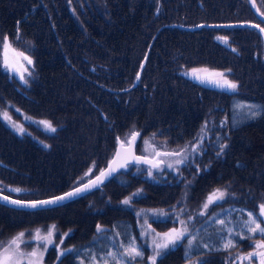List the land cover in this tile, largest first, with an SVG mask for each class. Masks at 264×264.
Here are the masks:
<instances>
[{
  "label": "trees",
  "instance_id": "trees-1",
  "mask_svg": "<svg viewBox=\"0 0 264 264\" xmlns=\"http://www.w3.org/2000/svg\"><path fill=\"white\" fill-rule=\"evenodd\" d=\"M255 18L248 0H0V35L34 41L30 68L39 76L32 92L45 97L44 102L41 95L39 102L37 96L21 98L18 104L56 128L48 134L29 124L28 135H20L0 116L4 191L25 199L62 193L103 168L117 137L126 140L134 131H139L137 150L143 154L188 146L182 165L169 169L165 160L159 169L130 164L101 187L55 207L26 210L0 202V236L22 226L54 225L58 262L48 264H150L142 220L154 230L169 229L183 217L172 207L184 205L191 210L186 215L192 217L190 236L166 252L162 264L196 258L225 264L233 250L264 239L242 226L248 212L259 213L264 194V112L254 118H247L246 109L234 112L238 103L264 106L262 36L249 25L182 26ZM202 67L231 69L228 78L238 82V89L201 84L191 70ZM32 78L23 91L0 64V86H5L0 96L11 89L31 92L25 90ZM205 121L204 143L192 153ZM221 144L227 147L218 156ZM88 168L92 171L85 176ZM217 185L228 186L232 196L202 211L201 200ZM14 188L27 191H10ZM126 198L129 204L123 203ZM260 222L264 227L263 217ZM191 236L196 240L189 247ZM132 238L144 255L127 261L120 253ZM229 241L233 246L225 249ZM63 249L74 251L61 255Z\"/></svg>",
  "mask_w": 264,
  "mask_h": 264
},
{
  "label": "snow or ice",
  "instance_id": "snow-or-ice-1",
  "mask_svg": "<svg viewBox=\"0 0 264 264\" xmlns=\"http://www.w3.org/2000/svg\"><path fill=\"white\" fill-rule=\"evenodd\" d=\"M261 15H264V13H261ZM255 27L259 28V25H255ZM261 32H264V28H260ZM17 40H19V35L16 37ZM220 39H223L227 41V37H221ZM0 49H2V52H0V59H2V63L4 67L6 68H12L14 71L16 70L13 65H11L8 61V55L9 52L15 57L19 56L24 61H26L29 65L32 64V60L29 57H26L23 55V53H18L14 49L11 48V44L8 42L7 37L3 38L2 43H0ZM235 51V49H233ZM143 67V66H141ZM26 71V69H25ZM192 76L194 79H197L200 81L201 84H210L215 87H218L223 90L235 92L238 89V82L233 81L228 78L226 73H230L231 69H227L224 72H218V71H212L209 72L208 69H192ZM203 72L204 75H200L199 73ZM31 75V73H29ZM22 80H24V83L27 84V80L24 79L23 75L20 76ZM137 80H139V73H137ZM246 109V116L247 118H254L257 114L260 112H264V106L259 105H250V104H236L234 105V112L236 111H243ZM3 117L5 119L10 120L11 118L8 116L7 112L2 113ZM40 123L44 124L46 128L51 131L55 132L56 128L52 125L50 121L44 120L40 121ZM226 123V121H221V125L223 126ZM237 123L236 119H233V126H235ZM13 127L16 128L19 132L23 133L24 128L22 125H18L13 122ZM207 131V121H205L204 125L201 127L200 132L197 134V137L194 138L196 140L195 143L191 145L192 153H199L202 144L204 143V136L203 133ZM139 136V133L133 132L131 136L128 138V144L134 145L135 139ZM155 136V134H153ZM118 144L120 147L117 149L114 159L109 162L107 169H102L99 171V175H96L94 179H89L87 183L82 184L81 187H76L70 192H66L61 196H53L50 199L45 200H35V201H22V200H11L8 196H2L0 199L7 201L13 205H19L21 207H30V208H38L43 207L47 205H55L60 204L65 199L71 198L73 196L79 195L81 192L88 191L91 188L97 187L100 183H102L103 179L107 176L111 175L112 173L116 172L118 167H127L128 163L130 162L129 159H124L123 163H118V160L121 157L120 148H123L125 145L124 140H120L119 137H117ZM143 143L145 145L151 146V140H144ZM226 144L220 145V152L217 153L219 156L224 148H226ZM156 157L160 156H176L181 157L179 159L175 160V165H182L188 160V146L185 145L184 147L180 148L178 151L174 152H165L161 153L159 151L155 152ZM131 159H134L136 163H148L151 165V168H157L159 169L165 161L162 159H157L155 161L148 160L145 157L141 156H133ZM115 165V166H114ZM167 167L169 169L173 168L174 165L172 163H168ZM151 168L148 170L149 175H152ZM179 169H177L178 171ZM92 169H89L88 173H85V176H87ZM83 180V177L80 178ZM10 191L14 192H21V191H27L25 189L20 188H14L10 189ZM138 193H135L133 195H138ZM227 194L226 189L216 188L213 190L211 194L208 195L206 198L205 203L202 205L203 209L207 210L210 204L219 202L224 199L225 195ZM131 201V198H126L123 203L129 204ZM260 211L258 214L254 215L253 212L247 213V219L242 221V226L245 228L248 232L252 234L260 233L262 236H264V227H261L260 217H264V204L259 205ZM143 211V210H142ZM163 214V210H160ZM180 212H183V209L180 210ZM204 213H201L203 215ZM139 215V213H138ZM180 213H177V217H179ZM192 217L189 216L188 220H191ZM181 227H173L168 232L164 233H155L154 229H148L145 230L142 235H148L153 234L152 236V245H153V255L150 256L148 259L151 261V264H156L157 257L162 255L165 250L169 249L170 247H174L177 243L181 242L186 236L190 235V229L188 227V221L186 220H180L179 221ZM221 225H224L225 221L219 222ZM54 229L55 226H49L48 233L46 236L40 235L39 229L35 230V239L38 241H45L46 243L43 245H38L36 249H33L31 252H24L21 250L20 245L27 244V241L23 240V237L26 235L25 232L19 233L16 237L10 239L7 242V246H5V242H0V264H21L22 261H27V264H43V253L39 251L40 247H44L46 251L47 243H52L51 237L54 235ZM224 229L222 228L221 231ZM103 228L102 226H97V232H102ZM229 233H232V229H227ZM64 235H67V233H64ZM237 237H240V233L235 234ZM251 239L252 237H247ZM196 240V236H191L188 239V245L191 247L193 245V242ZM63 241L61 240V243ZM233 245L231 244V241L224 244V248H230ZM123 252L120 253L121 256L127 257V261H135L138 257H143L144 253L140 245H138L135 242V238H132L128 241L127 245H122ZM204 248H208V244L203 245ZM255 250L253 252H250L247 254L244 259L251 261L253 257L259 258V264H264V240L256 242L254 246ZM74 249H63L61 252V255H64L68 252H72ZM107 256L113 257V259H116V254L108 252L106 253ZM239 258V257H238ZM95 257H93V260ZM105 264H107V261H105ZM196 264H206L204 261H198Z\"/></svg>",
  "mask_w": 264,
  "mask_h": 264
},
{
  "label": "rangeland",
  "instance_id": "rangeland-1",
  "mask_svg": "<svg viewBox=\"0 0 264 264\" xmlns=\"http://www.w3.org/2000/svg\"><path fill=\"white\" fill-rule=\"evenodd\" d=\"M4 1L6 2V0H4ZM259 2L261 4V6L263 7L264 5H262L261 0H259ZM4 37H7V40L11 44V48L12 49H14L18 53H23V55L26 56V57L31 58L32 64L29 65L21 57H19V56H15L14 57L11 54V52H9L8 61H9V63L11 65H13V67L16 70L14 71L12 68L4 67V65L2 63V59H0V64L2 65V67L12 77H14V78L16 77L17 78V80L19 81V83L22 86V89L20 88L21 90L25 89V87H29L30 86V77L33 76V78L31 79V87L29 89L25 90V91L30 90L31 92L24 93V92H21V91H17V90L11 89L8 94L4 93V94H2V96H0L2 98L0 100V116H1V120H2L3 124L7 125L9 128L13 129L14 131H16L20 135H28L26 133L30 132L29 128L27 127V125H29V124H34L36 127L40 128L42 131H44L45 133L49 134V133H51V131H49L44 124L40 123V121H44V120L50 121L52 123V125L55 127L54 123L51 120H49L47 118L34 117V116L26 113L21 108V106L18 104L21 101V98H28L30 100H33L37 96V102L40 101V95L41 94L39 95L37 93L32 92L33 88H35L34 82L36 81V79L39 76V74H34L33 73L34 71H32L31 68H30V66L33 65L34 61H35V56H33L31 54L32 47L34 45V41L29 39L27 41V43H25V42H22L20 40H17L15 35L12 36L9 33L5 32L2 35H0V43H2ZM0 52H2V49H0ZM25 69H26V71H25ZM200 69H208L209 72H212V71L220 72L217 69L209 68V67H202ZM29 73H31V75H29ZM191 73H192V71H191ZM199 74L200 75H204L203 72H201ZM21 75H23L24 79L27 80V84H25L24 80H22L20 78ZM134 84H135V82H134ZM0 87L2 89H4L5 86H0ZM41 97H42L43 102H44L45 97L42 96V95H41ZM4 112H7L8 116L11 118L10 120L5 119L3 117L2 113H4ZM13 122L18 124V125H22L23 128H24V132L21 133L16 128H14L13 127ZM159 152L164 153V152H162L160 150H159ZM167 152H169V151H167ZM159 159H162V160H165L166 162L174 164L175 160H176V156H160ZM216 188H221L222 190L223 189L227 190V194L225 195L224 199L232 196L228 186L217 185V186H214L213 188H211L208 191V193L205 195V198L201 200L202 205L205 203L206 198L208 197V195L211 194L213 192V190L216 189ZM91 191H89L87 193H90ZM81 196H84V194L81 195ZM81 196H79V197H81ZM74 199H76V198H74ZM69 201H71V200H68V202ZM66 202H64V203H66ZM258 203H259V205L264 204V194L260 196ZM202 205H201V207H202ZM172 208H174L177 213H180V215L183 216L182 218H180V220H186V221H188V223H191L190 220L186 219L187 213L191 211L190 209H188L184 205L180 206V207H177V205H175ZM18 209H22V208H18ZM181 209H183V212H180ZM26 210H34V209H26ZM259 210H260V208H259ZM202 211H205V209H202ZM145 215L146 214H143V216H145ZM19 216L20 215H18L16 217H19ZM263 220H264V217H263ZM49 224H51V223H49ZM141 224H143L141 226L142 227V233L146 229H149V228L152 229L151 225L148 224L147 220H142ZM173 227L179 228V227H181V225H180V223H178L177 225H175ZM173 227H170L169 229H166V230H160V231L159 230H155V233L168 232ZM37 229L41 230L40 231V235L46 236L47 233H48L49 227L45 226L44 224H41L39 226H29V227L22 226V227H18V228L14 229V230H12L10 232H6L5 235H1L0 236V242H5V246H7V242L10 239L16 237L19 233L25 232L26 235L23 237V240L27 241L28 243L27 244H23L22 243L20 245V247H21V250L24 251V252H31L33 249H36L38 247V245H43V244L46 243L45 241H38V240L35 239V230H37ZM194 233L195 232H193V235H194ZM58 234H59V232L57 230L55 231V229H54V235L51 237L52 243H47L46 251H45L44 247H40L39 248V251H41L43 253V264H48V263H50L52 261H57L58 262ZM153 235H154V233L153 234H148V235H143V238L145 239V241L147 242V244L150 247L147 250V252H148L147 253V262H149L150 264H151V261L148 258L153 255V245H152V236ZM189 236H187V237H189ZM187 237H185L184 239H186ZM261 240H264V239L257 238L255 240H252L250 242V244H248L246 246H243V247L241 246V247L235 249L234 251L230 252L229 255L226 257L225 264H259V258L258 257H253L250 262H249V260L244 259V257H246L248 253L253 252L255 250L254 246H255L256 242L261 241ZM176 245L174 247H170L169 249L165 250L162 255L157 257L156 264H162L161 262H165V258L163 256L166 254V252H169V251H171V249H174L176 247ZM53 248H55V249H53ZM49 252H52V253H50L51 254L50 256L48 255ZM196 262H198V258L192 259V260H188V261H182V263H178V264H196ZM21 264H27V261L26 260L22 261Z\"/></svg>",
  "mask_w": 264,
  "mask_h": 264
},
{
  "label": "water",
  "instance_id": "water-1",
  "mask_svg": "<svg viewBox=\"0 0 264 264\" xmlns=\"http://www.w3.org/2000/svg\"><path fill=\"white\" fill-rule=\"evenodd\" d=\"M251 8L253 9L254 13L256 14V16L259 18L260 22L258 21H236V22H222V23H199V24H195V25H182L183 27H186V28H197L199 26H202V25H206V26H236V25H250V26H253L255 27V25H259L260 27L257 28L258 31L261 33L262 35V38H263V42H264V32H261L260 31V28H264L263 25L261 24V22H264V15H261V13H264L260 7L258 6L257 4V1L256 0H248ZM147 58H148V54L146 53V55L144 56L142 62H141V65H140V68H139V78L142 74V70L144 68V65L147 61ZM143 66V67H141ZM138 82L137 80V77H136V80H135V84ZM134 132H137L139 133V131H134ZM131 136V135H130ZM129 136V137H130ZM128 137V138H129ZM138 138V137H137ZM137 138L135 139V142H134V145H129L128 144V139L124 140L125 141V145L123 148H120V152H121V157L120 159L118 160V163H123L124 159H129L130 162L128 163L129 164H132V163H136V161L134 159H131V157L133 156H141V157H145L147 158L148 160H151V161H155L158 159V157H156L155 155H145V154H141L137 151ZM120 147V145L118 144L116 146V149L112 155V157L109 159V161L107 162L106 166L104 168H101L100 170L102 169H107L108 168V165H109V162L112 161L114 159V156H115V153L117 151V149ZM140 163H143V162H140ZM145 164H148V163H145ZM127 165V166H128ZM115 166V165H114ZM126 167H118L116 172L112 173L111 175L107 176L106 178L103 179L102 183H100L97 187H94V188H91L89 189L88 191H85V192H81L79 195H76V196H73L71 198H68V199H65L64 201H62L61 203L63 202H66L68 200H72L74 198H77L83 194H86L87 192L91 191V190H94V189H97L99 187H101L105 182H107L109 179H111L116 173H118L120 170L124 169ZM96 175H99V172L96 173L95 175L89 177L88 179L84 180L83 182L71 187L70 189L66 190L65 192L63 193H60L58 195H55V196H61L63 195L64 193L66 192H70L72 191L74 188L76 187H81L82 184H85L88 182L89 179H94ZM2 196H8L10 197L11 200H22V201H35V200H45V199H50L51 197H47V198H40V199H22V198H17V197H14V196H11L7 193H4L0 190V197ZM53 197V196H52ZM0 202L4 203V204H7V205H10V206H15V207H21L19 205H13L7 201H4L2 199H0ZM57 205V204H55ZM47 206H53V205H47ZM47 206H43V207H47ZM21 208H30V207H21ZM38 208H41V207H38ZM33 209V208H32Z\"/></svg>",
  "mask_w": 264,
  "mask_h": 264
},
{
  "label": "flooded vegetation",
  "instance_id": "flooded-vegetation-1",
  "mask_svg": "<svg viewBox=\"0 0 264 264\" xmlns=\"http://www.w3.org/2000/svg\"><path fill=\"white\" fill-rule=\"evenodd\" d=\"M259 1V0H258ZM252 9V8H251ZM253 11V10H252ZM254 12V11H253ZM249 20H251V21H258V22H260V20H259V18L256 16V18L255 19H249ZM261 24L264 26V22H261ZM164 150H167V151H169V153H171V152H174V151H178V149H176V147H172V148H167V149H164ZM156 151H154L153 153H151V154H154ZM147 153H149V152H147ZM201 212V211H200ZM27 227H29V226H27ZM252 240H255V238H253ZM251 240V241H252ZM251 241H249V244H250V242ZM243 247V246H242ZM234 251V250H233Z\"/></svg>",
  "mask_w": 264,
  "mask_h": 264
},
{
  "label": "bare ground",
  "instance_id": "bare-ground-1",
  "mask_svg": "<svg viewBox=\"0 0 264 264\" xmlns=\"http://www.w3.org/2000/svg\"><path fill=\"white\" fill-rule=\"evenodd\" d=\"M148 53V52H147Z\"/></svg>",
  "mask_w": 264,
  "mask_h": 264
}]
</instances>
